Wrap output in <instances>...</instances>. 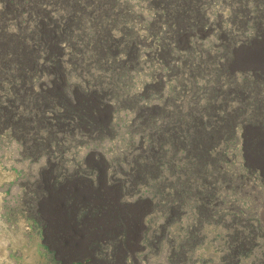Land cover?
Returning a JSON list of instances; mask_svg holds the SVG:
<instances>
[{
    "label": "rangeland",
    "instance_id": "obj_1",
    "mask_svg": "<svg viewBox=\"0 0 264 264\" xmlns=\"http://www.w3.org/2000/svg\"><path fill=\"white\" fill-rule=\"evenodd\" d=\"M263 50L264 0H0V264H264Z\"/></svg>",
    "mask_w": 264,
    "mask_h": 264
},
{
    "label": "bare ground",
    "instance_id": "obj_2",
    "mask_svg": "<svg viewBox=\"0 0 264 264\" xmlns=\"http://www.w3.org/2000/svg\"><path fill=\"white\" fill-rule=\"evenodd\" d=\"M263 55H264V50L261 52ZM260 53V54H261ZM262 56V55H261ZM4 177V174L0 171V180ZM2 234V233H1ZM1 234H0V254L4 255L5 254V250H6V247H5V241L3 242L2 241V237H1ZM4 238V237H3Z\"/></svg>",
    "mask_w": 264,
    "mask_h": 264
},
{
    "label": "flooded vegetation",
    "instance_id": "obj_3",
    "mask_svg": "<svg viewBox=\"0 0 264 264\" xmlns=\"http://www.w3.org/2000/svg\"><path fill=\"white\" fill-rule=\"evenodd\" d=\"M66 250L67 249L64 248V251H66ZM75 261H76L75 259H72L70 264H73ZM80 261L83 262V263H87V264H93L90 257L89 258H86L85 260H80Z\"/></svg>",
    "mask_w": 264,
    "mask_h": 264
}]
</instances>
